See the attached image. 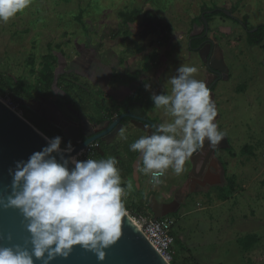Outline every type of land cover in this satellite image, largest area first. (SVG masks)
<instances>
[{"label":"rangeland","instance_id":"rangeland-1","mask_svg":"<svg viewBox=\"0 0 264 264\" xmlns=\"http://www.w3.org/2000/svg\"><path fill=\"white\" fill-rule=\"evenodd\" d=\"M204 8L234 11L232 18L220 15L208 26L211 30L220 25L228 36L242 26L255 31L264 24V0H31L24 11L0 22V77L13 87L16 82L22 85L15 90L0 88V99L22 116L23 101L42 97L57 103L72 121L77 117L68 100L92 124L102 116H114L119 112L116 107L123 108L124 99L132 94L136 80L170 88L168 79L181 64L195 66L187 61L186 47L193 24L201 25L197 17ZM136 10L134 22L118 15ZM214 41L218 43L216 33ZM244 51L248 56L224 63L232 76L221 83L227 90L219 101L218 124L223 145L231 146L226 154L234 158L226 170L218 156H224V150H218L208 163L206 178H192L194 185L189 182L190 162L180 175L167 170L163 188L154 189L143 173L140 181L130 173L121 175L122 187L129 180L133 185L123 197L132 217L153 215L152 201L177 210L167 213L183 244H174L172 264H264V49L248 46ZM45 73L55 78L49 90L42 86ZM156 113V120L167 121L163 108ZM132 131L127 130L128 139H121L109 155L89 158L116 157L119 169L123 163L136 165L139 157H131L125 147L140 136V132L129 134ZM68 142L62 140L61 148ZM246 145L250 153L241 152ZM226 177H234L236 192L220 201ZM247 235H256L258 241L246 251L239 238Z\"/></svg>","mask_w":264,"mask_h":264},{"label":"clouds","instance_id":"clouds-1","mask_svg":"<svg viewBox=\"0 0 264 264\" xmlns=\"http://www.w3.org/2000/svg\"><path fill=\"white\" fill-rule=\"evenodd\" d=\"M30 4L31 0H0V22L7 23ZM197 71L181 64L168 79L171 94H151L152 104L173 119L129 145L130 151L140 154L135 171L150 176L153 186L163 182L161 177L170 168L180 175L186 160L205 141L215 146L224 139L215 122L218 111L210 89L206 81L194 78ZM144 87L151 89L147 83ZM121 138L128 139L123 133ZM47 139L45 147L9 170L12 182L6 206L19 209L27 221L30 248L0 246V264H51L57 257L67 258L75 245L103 261L105 249L121 238L127 215L123 197L132 182L121 186L116 157L79 160L70 155L71 141L62 149V137Z\"/></svg>","mask_w":264,"mask_h":264},{"label":"water","instance_id":"water-1","mask_svg":"<svg viewBox=\"0 0 264 264\" xmlns=\"http://www.w3.org/2000/svg\"><path fill=\"white\" fill-rule=\"evenodd\" d=\"M224 12L227 16L232 17L230 11L224 10ZM207 13L210 14L211 11ZM201 18L204 28L206 27V33L208 21L205 18V13L201 15ZM212 46V42H208L200 49L199 55L204 62L208 63L207 65L211 69L218 72V77H221V74L226 77L227 68L222 61L223 58L220 56L218 43H215V47ZM211 55L212 58H210ZM216 60L220 63L219 66L215 65ZM22 103L41 118L58 127L67 141L73 142L71 156H77L80 151H85L99 138H104L110 143V139L106 138L117 132L118 128L121 127V124L118 127L117 124L124 117L133 119V123L146 133L154 131L155 126H157L148 118L124 113L117 117L108 128L97 133L92 131V125L84 115L73 109L80 122L72 121L64 115L55 102L49 99L42 98L41 101L32 100L23 101ZM109 133L110 135H107ZM47 138L49 137L28 119L0 99V199L3 201L0 202V246L11 247L19 244L30 248L28 243L30 235L26 230L27 221L19 209L6 206V198L11 191L12 182L9 170L15 169L17 161H27L32 153L45 147L48 143ZM225 140H227L226 137ZM227 147V145L221 144V141L215 146H210L205 141L203 147L193 153L189 159L191 163L190 180L192 178L201 179L208 163L214 156L215 150ZM57 159L59 160L58 155ZM170 206L152 201L150 207L154 213V219L167 216V213L171 211L172 213L177 212V210L173 209L169 211ZM105 252V259L100 261L93 252L84 249L80 245H75L67 258L57 257L51 261V264H170L161 257L145 238L128 212L126 217L122 219L121 238L114 245L105 249ZM35 264H43V262L36 261Z\"/></svg>","mask_w":264,"mask_h":264},{"label":"crops","instance_id":"crops-1","mask_svg":"<svg viewBox=\"0 0 264 264\" xmlns=\"http://www.w3.org/2000/svg\"><path fill=\"white\" fill-rule=\"evenodd\" d=\"M206 10L208 11L209 9L207 8ZM211 13H213V12L211 11ZM211 13L210 14H208L207 12L205 13L207 15H211L209 24L211 23V21L213 22V19L215 17L216 18L220 17V15H214V14H211ZM225 16L228 17V18H232V17H229L227 15H225ZM234 17H236V16H234ZM236 18H238V17H236ZM194 19H196V18H194ZM242 28H243L242 30H238L237 29L238 32L233 33L231 36H228L230 33L229 32H225V30L220 25L219 26H215L214 28H211L210 31L213 32L214 35L216 33V36L218 37L219 53H220V56L223 58L224 63H226L225 61H227L228 58L231 59V60H233V62H235L234 59L236 58V56H243L245 54V51L244 50H248V46H250V45L247 42V32H246V29H244V26H242ZM233 29H235V28H233ZM219 31L221 33H219ZM189 35H190V38H193L195 34H193V33L190 34L189 33ZM191 41L189 42V37H188V42H187V47H186V51H187L186 52L187 61L192 60V62H194V65L196 66V68L198 70L195 73L196 75L194 74V78H197L199 80H205L207 78V73L205 72V68H203L202 60L199 59L197 51L194 50V49H192ZM250 47H258L259 48V47H262V45H255V46H250ZM245 56H248V55L245 54ZM188 65L191 66L190 64H188ZM130 72H131L130 70H129V72L126 71L127 74L130 73ZM227 72H228V76H226L225 79H228V78H230L232 76V74H231L232 73V69H231L230 66H228ZM127 74L125 75V78H124L125 81H126V78H127ZM163 75H165V73H163ZM225 79L221 80L216 85V87L214 88V91L212 92L213 93L212 94L213 95L212 96V99L214 100L215 105H216V108H217V111H218V116H217V119L215 121L217 124L219 123V118H220V114H219L220 102L219 101L223 99L222 96L225 95L226 90H227V88H225V85L221 84L222 81L223 82L225 81ZM129 83H131V81ZM136 83H139V85H136ZM146 83L147 84H150L149 82H147V80L146 81H143V82H142V80H139V81L136 80L133 83L134 84V89L132 91V94L129 95V96H126V98L124 99V103L122 104V105H124L123 108H121V107H118V108L122 111V110H124L125 107H130L131 106L133 109H137L138 111L141 110L149 118L154 119L155 121H157L158 124L163 123L162 121H164V122H171V120L173 119V117H171L169 114H167V116H166L167 117V121L165 120V117H163L164 120H161V117H160L161 114L159 115L160 119L159 120H156V117H157L156 116V114H157L156 112L159 110V108H156L152 104V101L150 99V96H151V94L153 92H155L156 94H161V92H162V89L161 88H163V87L165 88V91H169V93L168 92H166V93L164 92L165 94H171V87L169 88V86H166V84H164V85L162 84L161 87L156 88L154 86V84L153 85L150 84L151 85V89L150 90H145L144 85ZM116 109H117V107H116ZM114 115H116V114H114ZM127 130H128L127 128H124L121 131V133H123L125 136H128ZM219 130H220V126L218 124V131ZM135 132H140V136L145 135L142 131H139V130L136 131V129H135V131L129 132V134L130 133L133 134ZM121 133H120L119 138H118V141H119L118 143H120L122 141L121 140L122 139L121 138ZM138 135H139V133H138ZM227 140L229 141L228 138H227ZM130 143H131V141L126 142V144H125V147H126L127 150L129 149V144ZM228 148L230 149L231 146L230 147H227V149L226 148L223 149L224 150V156H222L221 153H219V155H218L219 156V160H220L219 164L221 165V167H223L224 164L226 165V167H228V165L231 162L230 160H234V158H232L233 156H231V154L229 152L228 153H229L230 156L226 154V151H229ZM135 153H137V154H135ZM107 154L109 155V153H107ZM130 155H131V157H134V158H137V157L140 156V154L138 152H133V151H130ZM227 157H229V158H227ZM130 166L123 163V167H120L121 175H128L130 173V176L133 178V180L137 179L138 181H140L142 172L141 173H137L135 171V165L132 164ZM210 166L208 165V167H206L205 172H204V175H203V178H201V179L206 178V174L209 172V170H210L209 167ZM141 167H142V163H141ZM173 177H175V176H173ZM163 178H164V176L161 177V180L162 181H163ZM148 181L150 182V176H148ZM189 182H191L192 185H194V181L192 179L191 180L189 179ZM161 184H163V182ZM161 184L160 185H157V186H153L152 185V187H155L154 189L163 188L164 186H162ZM171 190H173V188H171ZM167 193H168V196L171 194L169 192H167ZM167 193L164 192V194H166V195H167ZM169 217H171V216H169Z\"/></svg>","mask_w":264,"mask_h":264},{"label":"trees","instance_id":"trees-1","mask_svg":"<svg viewBox=\"0 0 264 264\" xmlns=\"http://www.w3.org/2000/svg\"><path fill=\"white\" fill-rule=\"evenodd\" d=\"M205 9V8H204ZM210 10V9H209ZM140 11V10H139ZM231 13H233V10H230ZM128 15L125 14V11H121L118 13L119 17L124 19L127 22H134L136 21V14H138V10L136 11H131L127 13ZM212 14L214 15H221L225 16L224 13L220 10H215ZM211 15L205 14L206 20L209 22L210 21ZM197 22L203 23L201 15L197 17ZM246 32H247V42L250 46H255V45H262L264 49V24H260L256 27V30L251 32V28L245 26ZM197 44H194L192 42L191 46H196ZM42 86L45 88V90H49L52 87V84L55 80V78L50 75L49 73H45L42 78ZM20 82H16V85L13 87L10 83H6L2 77H0V88L3 90H15L18 87H21ZM70 99V98H68ZM69 104H73L72 100L67 101ZM21 109L23 110V115L26 119H28L34 126H36L40 131H42L47 137L49 138H54L56 136L62 137V140L65 138L63 137L62 131L53 125H51L49 122L41 118L38 114L34 113L32 110L27 108L26 106H21ZM101 151H103L104 155H106V152L103 148H101ZM101 151H96V155L102 156ZM252 149H250L249 145L244 146L241 149L242 153H250ZM94 155V153H92ZM87 158V157H86ZM224 170H226V165H223ZM221 191L224 192L222 198L220 200L225 201L228 200L235 192V183H234V177H226V184L220 187ZM146 215V214H145ZM173 236L175 239L174 244H182L181 240L176 236L174 228H173ZM258 241V237L256 235H247L242 238H239V243L240 247L242 250H250L251 247ZM183 247V244L181 245ZM174 263V261H173ZM175 264H178L175 262ZM197 264V263H196Z\"/></svg>","mask_w":264,"mask_h":264},{"label":"flooded vegetation","instance_id":"flooded-vegetation-1","mask_svg":"<svg viewBox=\"0 0 264 264\" xmlns=\"http://www.w3.org/2000/svg\"><path fill=\"white\" fill-rule=\"evenodd\" d=\"M206 13V12H208L206 9H205V11H203L202 12V14L203 13ZM201 14V15H202ZM208 26H209V22H208ZM205 31H206V27L204 28V26H203V23H201V25L200 26H197L196 24H193V28H192V30H191V33L190 34H195L194 35V37L193 38H190V35H189V42L191 41V44H192V42L194 43V44H197L196 46H193V48L192 49H194V50H196L197 51V53H198V57H199V59L200 60H202L201 59V57H200V55H199V51H200V49H202V47H204L208 42H212V44H213V46L212 47H215V41H214V33L213 32H211L210 31V29L208 28V30H207V32L205 33ZM250 31H252V30H250ZM214 54V53H213ZM212 54V55H213ZM212 55L210 56V58H212ZM218 59V58H217ZM222 61H223V59H222ZM202 63H203V68H205V72L207 73V78L204 80V81H206V83H207V85H208V87H209V89H210V93H212L213 91H214V88L216 87V85L221 81V80H223V79H225V76H224V74H221V77H218V72L216 71V70H213V69H211L207 64L208 63H206V62H204L203 60H202ZM215 65L216 66H219L220 65V63H218V61L216 60V62H215ZM213 94V93H212ZM213 96V95H212ZM43 98V97H42ZM41 98V99H42ZM57 104V103H56ZM69 105V109L70 110H73V109H76V108H74L72 105L73 104H68ZM117 109H119L118 107H117ZM76 111H77V109H76ZM78 112L79 113H81L82 115H83V113L81 112V111H79L78 110ZM124 113H130V114H132V115H134V116H140V117H144V118H148V119H150L152 122H154L156 125H159L158 123H157V121H155L154 119H151V118H149L144 112H142L141 110H137V109H133L131 106L130 107H125L124 108V110H120L119 109V112L118 113H116V115H114V116H102L101 118H99V119H97V120H95V124H92L90 121V124L92 125V131H94V132H97V133H99V132H101V131H103V130H105L106 128H108L109 127V125L110 124H112V122L117 118V117H119L120 115H122V114H124ZM65 115V114H64ZM66 117H68L67 115H65ZM69 118V117H68ZM88 119V118H87ZM76 121L77 122H80L79 120H78V118H76ZM119 124H121V127H119L118 128V130H117V132L114 134V135H112L111 137H109V138H106V139H110V143H108V140H105L104 138H99L98 140H96L92 145H94V148H93V153L94 154H96V151H101V148H103L104 150H105V152H106V155H107V153L109 152V151H111V148H113V146H115L119 141H118V138H119V135H120V133H121V131L124 129V128H127V129H129V130H135L136 129V131H142L145 135L146 134H148V133H146L145 131H143L142 129H140V128H138L134 123H133V119H131L130 117H124L121 121H120V123H118L117 124V127H118V125ZM52 125V124H51ZM98 126H100V127H98ZM107 135H110V133L109 134H107ZM81 138L83 139V137L81 136ZM64 140H66V139H64ZM67 141V140H66ZM68 142V141H67ZM221 144H223L222 143V141H221ZM220 151V150H223V149H216L215 151L217 152V151ZM101 153L102 154H104L103 153V151H101ZM185 163H188V164H190L189 163V159L188 160H186V162ZM191 168V167H190ZM190 173V172H189ZM203 178V177H202ZM190 179V178H189ZM201 180V179H200ZM174 199V198H173Z\"/></svg>","mask_w":264,"mask_h":264},{"label":"built area","instance_id":"built-area-1","mask_svg":"<svg viewBox=\"0 0 264 264\" xmlns=\"http://www.w3.org/2000/svg\"><path fill=\"white\" fill-rule=\"evenodd\" d=\"M92 153L93 146H89L85 151H80L78 156L89 158ZM132 219L161 257L172 264L175 254L173 249L175 243L173 236L175 221L169 216L154 219L153 215L148 214L132 217Z\"/></svg>","mask_w":264,"mask_h":264},{"label":"bare ground","instance_id":"bare-ground-1","mask_svg":"<svg viewBox=\"0 0 264 264\" xmlns=\"http://www.w3.org/2000/svg\"><path fill=\"white\" fill-rule=\"evenodd\" d=\"M63 149V148H62ZM76 157V156H75Z\"/></svg>","mask_w":264,"mask_h":264}]
</instances>
